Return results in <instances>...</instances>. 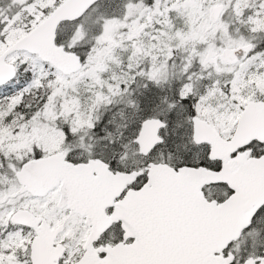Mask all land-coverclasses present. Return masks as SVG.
Returning a JSON list of instances; mask_svg holds the SVG:
<instances>
[{
	"label": "snow or ice",
	"instance_id": "6c2138e0",
	"mask_svg": "<svg viewBox=\"0 0 264 264\" xmlns=\"http://www.w3.org/2000/svg\"><path fill=\"white\" fill-rule=\"evenodd\" d=\"M0 264H264V0H0Z\"/></svg>",
	"mask_w": 264,
	"mask_h": 264
}]
</instances>
